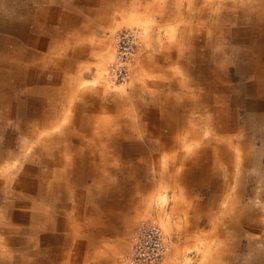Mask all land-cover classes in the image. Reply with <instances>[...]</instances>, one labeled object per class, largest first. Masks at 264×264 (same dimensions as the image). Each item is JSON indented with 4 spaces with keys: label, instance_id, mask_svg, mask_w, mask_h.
I'll return each mask as SVG.
<instances>
[{
    "label": "crops",
    "instance_id": "1",
    "mask_svg": "<svg viewBox=\"0 0 264 264\" xmlns=\"http://www.w3.org/2000/svg\"><path fill=\"white\" fill-rule=\"evenodd\" d=\"M124 1H0L12 6L10 18L0 14V30L14 35L11 42L0 37V151L14 154L2 159L0 154V169L21 157L13 150L15 121L22 148L34 144L23 167L21 163L13 170L18 174L16 185L8 190L9 181H4L3 192L17 195L13 191L23 174L30 183L40 177L44 185L48 178L58 180L56 173L66 171L67 162L69 172L63 181L76 187L70 190L72 204L66 200L69 184L63 183L60 194L47 191L40 199L37 192L26 207L15 205L16 199L0 205V264H124L125 255H118L115 244L102 243L96 237L99 231L94 235L92 229L105 233L119 229L120 207H125L120 199L124 195L148 199L158 186L175 199L166 216L167 234L163 232L173 251L165 264L185 257L192 261L200 257L203 264H264V15H257L264 11V1L258 6L252 0H224L223 4L237 6V13L216 22L218 14L228 12L218 10L212 25L205 19L206 7L205 14L195 15L197 21L208 23L200 27L189 23L195 10L183 9V4L190 7L198 0H176L187 18L185 28L171 30L168 41L166 30L151 36L149 48L145 44L135 55L129 83L138 92L142 123L131 124L136 105L127 110L118 102L75 104L69 117L74 131L70 126L59 136L37 134L48 118L67 115L65 108L58 110L57 102L81 95L75 83L68 85L72 71L82 65L76 47L83 37H102L113 25L114 6ZM227 69L234 71V81L227 78ZM17 86L25 87V100L19 101L22 92ZM47 101L54 113L40 115L45 113L41 102ZM92 101L84 95V102ZM34 103H39L36 108ZM238 108L246 111L244 122L237 121ZM195 113L197 119H191ZM125 117L130 125L121 122ZM113 119L115 126L122 125L120 132ZM113 133L117 137L109 136ZM130 134L133 142L118 138ZM207 134L221 141L209 135L203 141ZM187 136L199 139L193 151L182 145ZM229 136L231 142L226 143ZM104 148L107 156L99 151ZM90 180L93 184L85 189L90 213L83 223L82 200L75 192L82 181ZM197 197L200 200H194ZM62 201L64 216L54 209ZM102 205L108 207L107 213L99 208ZM27 206L30 211L25 212Z\"/></svg>",
    "mask_w": 264,
    "mask_h": 264
},
{
    "label": "rangeland",
    "instance_id": "2",
    "mask_svg": "<svg viewBox=\"0 0 264 264\" xmlns=\"http://www.w3.org/2000/svg\"><path fill=\"white\" fill-rule=\"evenodd\" d=\"M2 1V0H0ZM141 1V0H140ZM176 0H142L141 4L136 3V2H131L129 0H126L125 4L122 6H114L113 9V13L110 15L112 16V21H113V25L112 27L108 28L107 31L105 32V34L102 37H96V38H85L83 37L81 39V45L79 47L76 48H80L79 52L81 55V67L78 68L76 67L75 71H72V74L70 75V78H68V85H72L73 83L76 84L75 89H77L78 94L83 95L82 99L80 98L81 95L79 96H75L74 99L69 98L71 100L68 101H63V102H57V107L59 105V109L58 110H63L65 108V111L67 112V115L64 116L62 115V117H51L48 118L49 123L47 125H44L43 129H39V133L40 135L46 136V137H50V136H57L58 134H61L60 132L63 130V128L65 127H70V120L69 117L72 116L73 114V110L72 108L74 107L75 104H79V105H89V106H96V105H106L108 103H112L114 104L115 102H118L120 104H122L123 108L125 107V109H129L132 108L130 105H136V110H135V117H132L133 121L131 122V124L136 125V124H140L142 123V119L143 117H141V111L138 110L137 108V104H140L139 100H138V92L136 90V88L134 87V85L130 82L129 84H127L126 86H113L110 85L107 80L105 79L104 76V71L107 67V65L111 62L112 60V51H111V47H110V41H109V37L110 34L113 33L114 31H116L117 29L123 28V27H140L143 29L144 31V36H143V46L141 48V50L139 51V54L141 52H143V47L145 46V44L148 43V41L151 39V36H157L159 33H162L164 30H166L167 34H166V41L171 40V38L169 37V32L171 30H178V29H184L185 25H186V19L185 18V14H181L180 12H182L181 7H177V4H175ZM195 1V0H194ZM201 0H198V3H194L195 5H192L190 7H187L186 3L183 4V9L188 8L189 10H195L194 14H192V19H194V21H192L193 23H191V19H189V23L190 25H198L200 27H205L208 25V23H202L201 21H197V18H195V15H200L201 14H205V10L204 8L207 7V15L205 16L206 20H209V25L213 24V19L214 15L216 13H218V10H220L222 13H224V8L223 7H217V5H213L212 1H207L208 3H210V5L206 6L207 4H205L206 2L202 1L200 3ZM229 0H227L228 2ZM246 2V0H239V2ZM139 2V1H138ZM12 7V6H11ZM11 7L9 5H0V14H4L5 17H11L8 16L10 15V9ZM237 10V8H236ZM226 11H228L227 13L233 15L234 10H230L227 9ZM236 12V11H235ZM194 15V16H193ZM110 16L108 19H110ZM172 18V19H171ZM2 24V22L0 23ZM5 24V22H4ZM7 31L5 30H0V37L3 38V41H13L14 39V35L7 33ZM175 34V32H174ZM10 38V39H8ZM150 38V39H149ZM146 48H149V45H146ZM135 59V58H134ZM20 65H24L23 63ZM133 67H134V61H133V65H132V71H133ZM234 77V71L232 69H227V78H233ZM234 81V78L233 80ZM41 87V86H40ZM15 89H17V91L19 93L22 92V94H19V98L21 100H25V87H21V86H17L15 87ZM84 95H86V97L88 95H90L93 99L92 102H84ZM39 103H34L33 106L36 108L38 106ZM51 102L47 101V102H41V106L43 107L45 113H40V115L43 116H50L51 113H54L53 111L50 112L52 110L51 107ZM240 109V113L237 114V121L240 122H244V120H246L245 118V114L246 111L244 108H238V110ZM132 110V109H131ZM39 115V116H40ZM55 115V114H53ZM114 115V114H113ZM191 119H197L196 113L194 114L193 117H191ZM248 119V118H247ZM113 127H115L117 129L118 132H120V127L119 126V122L117 123L118 125L115 126V119H113ZM126 121H123V118L121 119V122H126L127 124L129 123L130 125V118L125 117ZM129 120V122H128ZM17 125V121H15V123L12 124L11 127H13L14 130H12L13 132V150L15 152H20L21 157H17V160L12 161L11 163H4L1 166V173H0V205L2 206L3 204H5L6 202H12L13 199H16L18 202H14L15 205H21L25 206L28 205V203L30 202H34L35 197L32 198H27V199H23V198H19L18 195H14L12 197V194H9L7 196V194H5L3 191V189L5 188L4 185V181H9L8 183V190H9V186H13L16 185V181L18 174H16V172H14L13 170L17 167L16 165H19L22 163L24 157H26L28 154H31L32 152V147H33V143H27L26 148H22L21 146V142H22V138L20 134H18V132L15 130V126ZM59 125V127H61L60 130H58L57 126ZM40 126V125H39ZM53 126V127H51ZM56 126V127H55ZM72 127V126H71ZM56 128V130H55ZM135 126H132V129H134ZM131 129V130H132ZM54 131V132H53ZM72 131H74L73 127H72ZM124 131V130H123ZM59 132V133H58ZM124 134V132H123ZM136 134V133H135ZM39 135V136H40ZM49 135V136H48ZM111 135V134H110ZM117 135V134H116ZM132 136L130 137H126L125 135L118 137L120 139V141L123 142H133V135L134 134H130ZM210 136V139H213L212 134H207L204 135L203 137V141L206 139L207 136ZM59 136V135H58ZM101 136L103 137L101 134H97V137ZM98 137V138H101ZM111 137V136H110ZM149 136H147L148 138ZM188 137V136H187ZM192 137V136H191ZM215 141H221V137H217L214 136ZM202 139V136L199 137ZM153 139V137L151 138ZM105 141H109L108 139H105ZM199 139L197 137L187 138V141L182 143V145H186V151H193V149H195L197 147L198 144H200ZM214 141V140H212ZM226 143H230L231 142V138L230 136L227 138L226 137ZM192 149V150H191ZM86 149L80 150V154L85 153ZM103 153L106 154L107 150L106 148H104L103 150H99ZM119 152L122 153H126V152H131V150L129 149H118ZM71 152H74L71 149ZM137 151H135L136 153ZM89 154V153H88ZM107 156V154H106ZM68 163L65 165L66 168V172H67V176H68V172L67 171L68 168ZM46 165V164H45ZM46 166H50L49 164H47ZM52 167V166H50ZM55 167V166H54ZM222 170H224L223 172H228V167L226 166H222L221 167ZM58 171V169H57ZM63 171V176H60V173ZM61 172H57L56 176H58V180L54 179V177H51L48 179V181H54L56 183V185H58L57 190H62L63 186H61L63 178L65 175V170H61ZM106 174V173H105ZM150 175H153V170L151 172ZM67 182V181H66ZM69 183V182H68ZM223 183V182H222ZM221 183V184H222ZM82 184L79 189L76 190L75 194L78 195V197H81L82 200V219H83V223L87 222L88 219L86 218V216H89V210L90 207L88 205V203L85 201L86 198H88L87 193L85 192L86 187L90 186L93 184V181H82ZM127 187L128 184L125 182L124 183ZM133 184V183H132ZM232 184V183H231ZM137 187H135L136 189ZM72 189H76V187L74 186L73 182H70L68 185V188L65 190L67 191V198L66 200H70L71 204L73 203L74 197L73 195L70 194V190ZM15 191L13 192H17L18 190H21L20 187L17 189H14ZM43 193V192H42ZM142 193H149V192H142ZM80 194V195H79ZM18 196V197H17ZM125 198H122L120 200H122L125 203V207L121 208L120 207V211L122 210V214L119 217L118 220V224H119V229L117 230H112L113 232H107L105 233L104 230H95L92 229V232L94 233V235H97V231H99L98 235L96 237H98L99 239H102V243H113L115 244V248L118 251V255H126L127 252L129 251V247H130V238L132 233L135 231V229L137 228V226L145 219L149 218V217H153L156 218L157 221L159 222L162 231L164 232V234H167L166 232L168 231L167 227L169 224V221H166L167 219V214L169 212V208L172 206L173 201L175 199L173 198H169L166 195V191L164 190V188H158L155 189V193L153 196L148 197V199L146 198H141V197H134V198H127V195H124ZM16 197V198H15ZM173 199V200H172ZM194 200H200V197L194 198ZM38 201V200H37ZM69 201V202H70ZM40 202V201H38ZM95 203V202H94ZM53 203H51L52 205ZM140 205V206H139ZM31 206V205H30ZM26 207V206H25ZM33 207V206H31ZM53 207V206H52ZM6 210L8 211L9 208L5 207ZM69 208V207H68ZM72 208V207H71ZM98 207L94 208L93 210H97ZM100 209H102L103 212L107 213L108 211V207H106L105 205H102L99 207ZM25 212L30 211V207L27 206V208H24ZM55 211H60L61 215L64 216V209H63V201L61 203H59L55 208ZM67 210V209H65ZM73 211V209H72ZM53 213L56 212H52V217H53ZM73 213L71 212V216L73 218ZM94 213V212H93ZM51 217V219H52ZM87 219V221H86ZM73 221V220H72ZM93 223H95V221H93ZM179 224V223H178ZM89 226V225H88ZM99 227V225H98ZM89 228H91V226H89ZM93 228V227H92ZM167 229V230H166ZM54 231V230H53ZM63 232V231H62ZM61 232V233H62ZM56 236H58L57 231L55 230ZM88 234V232H87ZM167 239V238H166ZM106 240V241H105ZM111 240V241H110ZM121 242V244H120ZM169 243V242H168ZM170 244V243H169ZM119 247V248H118ZM125 250V252H124ZM170 256L169 258L172 256L173 251H172V247L170 246ZM124 252V253H123ZM167 258L166 261L169 259ZM195 259V258H194ZM165 261V262H166ZM203 264L202 261H200V257H197L194 261H192L191 259H188V257H185V259L182 260L179 259V261L177 262V264ZM205 263V262H204ZM165 264V263H164Z\"/></svg>",
    "mask_w": 264,
    "mask_h": 264
},
{
    "label": "built area",
    "instance_id": "3",
    "mask_svg": "<svg viewBox=\"0 0 264 264\" xmlns=\"http://www.w3.org/2000/svg\"><path fill=\"white\" fill-rule=\"evenodd\" d=\"M144 31L140 27H123L110 34L112 60L104 76L113 86H126L131 77L135 55L143 45ZM170 245L156 218L143 220L132 233L124 264H164L170 256Z\"/></svg>",
    "mask_w": 264,
    "mask_h": 264
},
{
    "label": "bare ground",
    "instance_id": "4",
    "mask_svg": "<svg viewBox=\"0 0 264 264\" xmlns=\"http://www.w3.org/2000/svg\"><path fill=\"white\" fill-rule=\"evenodd\" d=\"M207 1H210V0H206L205 2H207ZM220 1V2H219ZM222 1H224V0H213L212 2H213V5L215 4V5H217V7H221V5H222V7L224 8V9H232V11L234 10V12L236 11V13H237V10H235L236 8H237V6H234L235 4H223L224 2H222ZM235 1V0H234ZM263 1L264 0H252L251 2H252V4L253 5H257L258 4V6H259V4H262L263 3ZM257 11V10H256ZM226 13V12H225ZM260 14H257L258 16H260V17H263V13H264V11L262 10V12H261V10H260V12H259ZM262 13V14H261ZM226 16H228V13H226L225 14V16H223V14H218V16H217V18H216V22H217V20L220 22V20H223V19H226ZM235 32V31H234ZM252 88V87H251ZM19 96V95H18ZM19 98V97H18ZM16 99V98H15ZM23 103V102H22ZM19 107V106H18ZM20 114V113H19ZM248 121V120H247ZM102 124V123H101ZM9 134V133H8ZM118 135V133H113V134H109V136H112V137H117V135ZM7 136V135H6ZM99 137V136H98ZM105 139H109V138H106L105 137ZM7 140V139H6ZM8 143V142H7ZM6 145V144H5ZM11 148V147H10ZM42 152V151H41ZM40 152V153H41ZM46 152V151H45ZM49 152V155L50 156H52V151L50 150V151H48ZM0 154H1V159L2 158H7V157H9V156H12V155H14L13 154V152H10V151H8V150H3V151H0ZM48 154V153H47ZM171 154V153H170ZM17 155V154H16ZM49 156V157H50ZM15 157V156H14ZM54 157V156H53ZM11 159V158H10ZM52 159V158H51ZM23 165H24V163H22V167H23ZM50 165V164H49ZM51 166V165H50ZM26 168V167H25ZM65 168V167H64ZM28 172H30V170L29 171H27L26 173H28ZM66 172V171H65ZM60 176L62 177L63 176V171L60 173ZM49 179V178H48ZM48 179H46V182H47V184L46 185H44V182L43 181H41V177H40V179H39V181H35V182H31L30 183V181H31V179L30 178H27V177H25V175L23 174L21 177H20V179H19V185H18V187H17V189L20 187V189L21 190H18L16 193H17V195L19 196V198L21 199V198H23V199H27L28 197L29 198H32V197H34V195L33 194H36L37 192L40 194V199H43L44 197H45V195H46V192L47 191H49V194L51 195V194H53L54 192H56L57 191V193L58 194H60V189L59 190H57V188H58V185H56V183L54 182V181H48ZM42 180H44V179H42ZM63 183H65V184H69L68 182H66V180H64V181H62V185L61 186H63L64 187V184ZM16 189V188H15ZM43 192V193H42ZM49 195V196H50ZM17 196V197H18ZM54 202H56V201H54ZM33 203V202H32ZM37 204V203H36ZM58 204V203H57ZM55 205V204H54ZM40 214H42V213H40ZM106 225V224H105ZM105 229V228H104ZM41 236V235H40ZM244 239V238H243ZM241 242V241H240Z\"/></svg>",
    "mask_w": 264,
    "mask_h": 264
}]
</instances>
